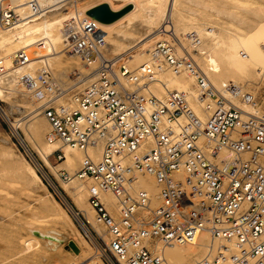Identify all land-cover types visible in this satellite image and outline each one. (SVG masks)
Returning <instances> with one entry per match:
<instances>
[{"label": "built area", "instance_id": "2783aa9c", "mask_svg": "<svg viewBox=\"0 0 264 264\" xmlns=\"http://www.w3.org/2000/svg\"><path fill=\"white\" fill-rule=\"evenodd\" d=\"M46 11L39 0H0V31ZM60 30L64 55L94 52L99 65L86 83L72 74L65 88L43 69L42 87L30 97H48L41 106L47 137L60 145L53 158H64L61 147L83 153L78 177L96 212L95 226L77 214L86 218L103 260L172 264L167 249L205 230V252L191 264H264V98L254 82L242 87L225 80L219 89L201 68L194 53L211 50L217 30L207 26L205 37L196 27L179 31L166 14L149 44L141 42L117 68L99 51L91 17L65 20ZM11 60L15 66L38 62L25 50ZM6 69L0 59V73ZM219 148L233 154L231 162H217ZM147 175L161 183L157 192L145 187ZM98 193L112 195L115 216ZM141 210L150 220L140 218Z\"/></svg>", "mask_w": 264, "mask_h": 264}, {"label": "bare ground", "instance_id": "6f19581e", "mask_svg": "<svg viewBox=\"0 0 264 264\" xmlns=\"http://www.w3.org/2000/svg\"><path fill=\"white\" fill-rule=\"evenodd\" d=\"M235 1L39 0L47 13L24 20L11 30L0 31V59L7 64V69L0 73V101L6 104L5 107H0V113L8 121L14 138L36 164L35 168L21 153L23 163L15 161L14 167L4 161L3 167L10 165L15 172V182L20 185L28 186L33 180L41 183L65 221L64 225L54 212L48 210L46 199H38L44 209L41 217L54 227L46 228L27 222L24 240L27 244L26 250L43 248L41 264H107L98 254V245L92 230L77 214V210L82 211L95 226L96 212L89 203L83 180L78 177L83 153L79 149L61 147L63 160L57 165L51 163L52 153L60 145L47 137L50 126L41 106L48 97H30L36 89L42 87L43 69L49 70L59 85L65 88L70 84L72 74L86 83L99 65L100 58L94 52H81L72 56L62 53V23L73 17L87 16L86 11L89 8L102 2L108 3L113 10L131 4L132 7L113 22L102 23L94 20L100 34L97 40L99 51L106 58L114 59L115 68L125 61L128 53L135 54L141 42L149 44L150 35L161 25L166 14L171 16L179 31L184 26L196 27L199 36L205 37L203 30L209 26L217 30L219 41L205 53H194V57L212 83L219 89L225 80H234L242 87L249 82L259 86L264 79V0H254L253 4H239ZM106 44L108 48L103 49ZM32 46L36 47V64H12L10 58L17 51H26ZM242 50L244 54H237ZM135 64L136 61L133 60L129 67L132 68ZM27 74L32 75L33 79L29 80ZM255 76H258L256 81ZM185 85L186 88L191 86L189 82H185ZM13 110H17L21 116L11 119ZM1 154L8 156L9 149L2 148ZM216 154L220 164L231 162L233 157L225 148H219ZM37 168L61 200L55 198L48 189ZM64 169L70 175L68 180L60 177L59 170ZM143 183L152 193L161 187V183L152 175L144 177ZM97 196L108 212L115 216L117 206L112 195L98 193ZM139 216L145 222L150 220L147 210H141ZM207 242L208 233L205 230L199 231L193 242L169 247L166 258L172 264H191L203 255ZM11 257L13 255L2 258L0 264L10 262ZM17 264L28 262L19 261Z\"/></svg>", "mask_w": 264, "mask_h": 264}, {"label": "rangeland", "instance_id": "374dc122", "mask_svg": "<svg viewBox=\"0 0 264 264\" xmlns=\"http://www.w3.org/2000/svg\"><path fill=\"white\" fill-rule=\"evenodd\" d=\"M235 2L239 4H253L255 1L236 0ZM254 5H256V3ZM35 50L36 47L32 46L28 48L26 52L31 57H36ZM258 70L262 71V68L258 67ZM255 77L254 79L256 81L258 76ZM259 88L264 98V79L259 85ZM5 106L6 104L0 101V107ZM20 116L17 110H13L10 118L14 119ZM2 148L9 149L8 156H3L1 154ZM21 153L29 160L21 144L14 138L8 121L5 120L0 113V260L4 257L13 255V257H11L12 260L6 264H17L19 261H26L28 264H41V257L44 254L43 248L38 247L26 250L27 244L24 240L26 233L25 224L27 222L42 225L46 228L54 227L53 225H49L50 222L41 217L44 214V209L41 208L38 199L40 197L46 199L48 210L54 212L62 223L65 221L62 219L52 201L48 198L47 191L43 188L41 183L33 180L28 186H23L15 182V172L11 170L10 165L15 167V161L23 163ZM50 160L52 164L57 165L63 159L56 161L53 156H51ZM4 161L10 163V165H7V168L3 167V164H5ZM29 162L31 161L29 160ZM64 171L68 173L67 169H64ZM43 181L47 185L46 180L43 179ZM47 187L50 189L49 185H47ZM55 198L57 197L55 196ZM69 201L71 205L74 206L73 208L76 209L72 200L69 199ZM80 216L87 222L86 218L81 213ZM88 254L87 252V255Z\"/></svg>", "mask_w": 264, "mask_h": 264}, {"label": "water", "instance_id": "95a60500", "mask_svg": "<svg viewBox=\"0 0 264 264\" xmlns=\"http://www.w3.org/2000/svg\"><path fill=\"white\" fill-rule=\"evenodd\" d=\"M131 7H132V5L129 4V5H126L119 10H113L108 3L102 2V3L96 4L95 6L89 8L86 11V14L89 17H91L93 20H97V21L102 22V23H110V22H113L116 19H118L122 14L127 12ZM27 156L29 157L28 154H27ZM29 160L31 161L33 166H35V168H36V164L33 162L31 157H29ZM37 172L41 175V177L43 179L46 180L47 185H49V188L51 189V192H53L55 194V196L57 197L58 200H61L60 197L56 194V191L52 188L49 181L44 177V175H42V173L38 170V168H37Z\"/></svg>", "mask_w": 264, "mask_h": 264}]
</instances>
